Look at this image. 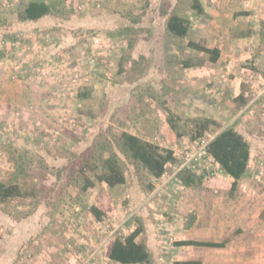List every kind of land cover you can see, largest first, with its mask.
Segmentation results:
<instances>
[{
    "label": "rangeland",
    "instance_id": "374dc122",
    "mask_svg": "<svg viewBox=\"0 0 264 264\" xmlns=\"http://www.w3.org/2000/svg\"><path fill=\"white\" fill-rule=\"evenodd\" d=\"M29 1L0 0V46L4 51L6 42L11 48L20 45V51L34 54L32 60L39 56L38 71H28L20 84L26 90L36 85L49 96L50 103L43 112H36L34 119L26 120V129L19 123L20 115L5 118L0 107V180L18 182L27 194L1 203L0 221L2 217L8 220L6 215L13 216L25 221V230H31L37 220L42 224L67 223L65 228L55 230L82 240L77 249L70 251L82 258L70 256V264H84L94 252L95 259L87 264H117L108 257L110 244L138 227L143 228L138 242L148 245L153 255L151 264H173L180 257H192V249L179 251L174 245L178 241L176 198L182 192L178 184L174 180L163 184V179L156 184L122 151L120 135L126 131L157 144L175 145L179 138L171 131L169 118L175 119L179 132L191 138L195 122L210 116L223 127L234 125L246 135L252 161L262 157L257 154L260 146L256 144L264 145V130L260 127L264 115L259 100H255L256 89L248 82L262 71L252 61L242 65L238 53L246 44L241 33L252 31L249 23L243 22L245 30H238L234 37L238 51L224 54L221 60L238 62L236 67L226 69V81L216 74L219 80L185 82L183 86V82H168L164 74L176 75L181 66L212 62L206 54L187 46L189 41L206 46L208 39L201 16L191 8L192 0H45L53 6V15L21 22L19 12ZM250 9L258 16L264 10V1L256 0ZM173 12L190 19L191 30L184 39L173 38L166 30ZM225 38L223 49L232 39ZM251 39L256 46V38ZM19 58L20 54L11 50L0 54L2 62L8 60L13 65ZM18 67L15 64V78L22 74ZM157 75H162L160 80ZM242 77L247 78L246 82L240 80ZM239 96L242 100L235 102ZM243 102L246 104L242 107ZM213 134L209 131L203 138ZM110 153L118 155L126 177L124 185L114 188L100 181V159ZM16 165H20L19 179L14 177ZM206 166V161L197 166V172L207 176L203 178L204 188H232L229 177H219L215 168L208 171ZM254 167V178L242 179L235 190L255 189L262 193V202L264 162ZM175 170L176 165H172L167 172ZM88 181L91 186L85 190ZM150 185L154 186L152 192H157L149 198ZM40 202L47 206L46 212L36 217ZM90 206L105 212L102 221L90 213ZM166 223L174 225L164 226ZM14 230L8 228L6 233L14 235ZM263 246L257 244L256 254H261Z\"/></svg>",
    "mask_w": 264,
    "mask_h": 264
},
{
    "label": "crops",
    "instance_id": "0c3cea01",
    "mask_svg": "<svg viewBox=\"0 0 264 264\" xmlns=\"http://www.w3.org/2000/svg\"><path fill=\"white\" fill-rule=\"evenodd\" d=\"M255 1L205 0L207 4L202 5L204 12L200 16L204 23L205 29L203 31L208 36L206 47L211 49L218 48L221 52L220 59L217 62L181 66L182 70L176 75L165 73L164 75L168 82L172 84L183 82L181 83L183 85L185 82L192 84L209 82L211 78L219 80L222 76L227 78L226 74L228 70L220 69L221 64L225 62L227 69H231L236 67L238 62H236V59H227V61L222 62L221 60L224 54L228 52L234 54V52L238 51L234 46L236 41L234 37L239 33L238 30L244 29L243 22H247L250 25H248V28L252 29V31L241 33V37L244 38L246 44L241 49V52H238L241 55L239 62L245 66L252 64L249 61L255 62L254 64L257 65V68L262 71L253 75L248 82L256 89L255 100H259L262 106L261 112L264 115V24H261V21L264 23V10L257 16L250 9ZM225 36H230L232 39L230 40L231 43L226 44L225 49H223V44L226 42ZM251 37L256 38V46L252 45L253 39ZM6 43L4 51L3 46H0V54H6L11 50V53L20 54V58L16 61L12 60L14 65L9 63L8 60H5V62H2L3 59L0 60V64H2V68H0V107L2 106L1 109L6 114L5 118H8L11 114L20 115L21 120L19 123L22 124L23 129H26V120L34 119L36 112H43L50 103V99H47L49 96L46 93H42L44 91L38 89L36 85L30 86L26 90L20 84V81L27 77L28 71H31V69L34 72L38 71L40 68L38 65L40 66L41 60L38 59L39 56L37 55L32 60L34 54L20 51V45L11 48L9 43ZM255 51L257 52V58L255 59L256 61H253L254 57H256ZM15 64H18V69L20 73L22 72V74L16 75V78L14 77L16 71L14 69ZM26 64L28 66L24 67ZM216 67L218 70L217 73H214ZM242 69L243 71H248L247 69L249 68L243 67ZM216 74L222 76H216ZM159 76L162 75H157L156 78L160 80ZM246 79V77H242L240 80L246 82ZM222 80L226 81L227 79L222 78ZM35 81H37L36 78ZM187 86L185 88H189V84ZM260 127L264 130V125ZM130 134L133 133L130 132ZM133 135L138 136L137 134ZM174 136L176 138L175 134ZM139 137L146 140L144 136L139 135ZM158 137L156 135L155 140L159 139ZM189 141L192 140L184 136L179 138L178 144H171L169 146L159 145L173 149L175 155L179 157V148H181V153L184 149L183 146ZM256 146H260V151L257 154L262 157L255 158L253 161L251 160L249 169L241 182L249 180L250 177L254 178L253 168H255L254 165L257 162L263 165L264 145L256 144ZM170 166L172 165L168 167L170 168ZM197 173L200 174V172ZM166 174L170 173L166 172ZM174 174L175 172L173 171L168 179ZM166 176H163L160 180ZM157 181L159 180H156V184ZM205 182L204 180L201 184L202 187L198 184L193 187L184 186V188H180L182 192L176 198L177 213L175 224V228L178 231V241L193 240L225 243V247L203 248L181 246L178 247L179 251L182 249H192L194 255L190 258L183 256L182 260H180V257L177 261L195 260L201 261L202 264H258V259H261V264H264V205L260 200V194L262 193L255 191V189H249L248 191H241L240 189L233 191L232 188L228 187L209 189L203 187ZM149 194V198L153 196V192ZM37 207L36 212L38 213L35 216L40 217V212H46L44 209L47 206L40 202ZM6 216L8 220L2 217L3 220L0 221V264H66L67 262L70 264V258L73 255L75 259L78 257L82 258L81 254L78 255L73 252L72 255L70 253L73 247L77 249L76 245L82 244L81 238L75 237L76 239H73L66 232L56 231L57 228H65V224L67 225V223L58 225V222L49 221V224H42L40 220H37L33 223L31 230H25V221L15 220L10 215ZM147 221L145 220L146 224ZM166 225L170 227V225L173 226L174 224L166 223L164 226ZM2 228L5 232H3ZM8 228L15 229L11 232L14 235L6 233ZM257 244L263 246L262 250L259 251L261 254H256V251H258L256 249Z\"/></svg>",
    "mask_w": 264,
    "mask_h": 264
},
{
    "label": "trees",
    "instance_id": "16d2710c",
    "mask_svg": "<svg viewBox=\"0 0 264 264\" xmlns=\"http://www.w3.org/2000/svg\"><path fill=\"white\" fill-rule=\"evenodd\" d=\"M192 10L196 15H201L204 10L198 0H192ZM53 6L45 0H31L25 4L19 12L18 19L21 22H36L46 16L53 15ZM248 14V13H244ZM261 24L264 23L261 21ZM166 30L173 38L184 39L191 30V22L188 17H183L176 12L169 15L166 23ZM189 48L208 55L210 61L217 62L220 59L221 52L218 48H208L205 45L189 41ZM187 66V65H185ZM242 100V96L237 97L234 101ZM246 103H242V107ZM170 129L177 138H182L186 133L179 132L178 125L173 118L167 120ZM195 131L191 134V140L194 141L211 131L214 136L210 140L207 150L208 155L216 162L219 169L232 181V190L238 187L239 182L244 179L252 160V147L246 135L239 131L234 125L223 127L214 117H205L195 122ZM120 146L122 151L128 155L135 163L141 165L148 174L156 180H160L169 165L180 164V158L175 155L173 149L162 147L157 143L146 141L139 136L122 132L120 135ZM102 173L100 181L105 183L109 188L124 185L126 177L120 158L116 153H110L107 157L100 159ZM19 164V162H17ZM14 171L15 179H19L20 165H16ZM205 174H198L189 169H183L177 173V179L186 187H193L201 183ZM207 177V176H206ZM154 185V184H153ZM150 185V192L154 186ZM86 184L84 189L90 188ZM27 196L21 185L14 181L0 180V204L9 200ZM90 213L98 220L102 221L105 212L97 206L89 207ZM143 233V228L138 227L127 237H117L108 248L109 259L117 264H151L153 261L152 252L144 242H138V238ZM175 246H194L203 248H223L225 243L199 242L193 240L177 241ZM173 264H202L201 261H175Z\"/></svg>",
    "mask_w": 264,
    "mask_h": 264
},
{
    "label": "built area",
    "instance_id": "2783aa9c",
    "mask_svg": "<svg viewBox=\"0 0 264 264\" xmlns=\"http://www.w3.org/2000/svg\"><path fill=\"white\" fill-rule=\"evenodd\" d=\"M225 79V76H222ZM213 137L209 138H198L194 141H189L185 144V147L181 153L180 164L176 167L175 174L167 179V177L163 178V184H166L168 181H175L178 184L179 188H184V185L177 179V173L183 169H189L197 172V166L201 164L202 161L207 162L206 169L209 171V168H215L216 174L219 177H228L226 176L218 167L216 162L208 155V144ZM166 174V173H165ZM167 175V174H166ZM164 175V176H166ZM165 180V181H164ZM159 190V189H157ZM243 190H246V187H243ZM157 191L153 192V195ZM262 203L264 205V196L262 197ZM96 253H91L90 257L86 259L87 261L84 264L90 262V260L95 259L94 256ZM93 264V262H92Z\"/></svg>",
    "mask_w": 264,
    "mask_h": 264
},
{
    "label": "water",
    "instance_id": "95a60500",
    "mask_svg": "<svg viewBox=\"0 0 264 264\" xmlns=\"http://www.w3.org/2000/svg\"><path fill=\"white\" fill-rule=\"evenodd\" d=\"M220 69L226 70L227 69L226 64L225 63H222Z\"/></svg>",
    "mask_w": 264,
    "mask_h": 264
}]
</instances>
